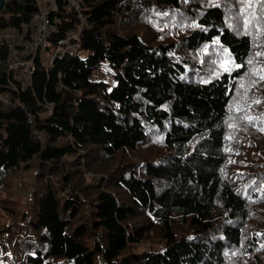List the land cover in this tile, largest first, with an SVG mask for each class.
Here are the masks:
<instances>
[{
    "label": "trees",
    "instance_id": "16d2710c",
    "mask_svg": "<svg viewBox=\"0 0 264 264\" xmlns=\"http://www.w3.org/2000/svg\"><path fill=\"white\" fill-rule=\"evenodd\" d=\"M81 2L26 85L0 11V264H264V0Z\"/></svg>",
    "mask_w": 264,
    "mask_h": 264
},
{
    "label": "built area",
    "instance_id": "2783aa9c",
    "mask_svg": "<svg viewBox=\"0 0 264 264\" xmlns=\"http://www.w3.org/2000/svg\"><path fill=\"white\" fill-rule=\"evenodd\" d=\"M38 10L32 15L30 23L22 24L19 30L18 41L11 36H5L8 44V66L13 72L14 78L26 85L32 80V75L36 69L37 59H41L45 64L50 65L57 56L67 52H77L80 48V35L84 24L86 23L85 14L82 11L83 4L81 0H62L66 7L73 8L77 11L79 17L78 26L70 29L66 35L58 38L54 50L50 57H46V52L50 50L51 36L57 29V24L51 18L50 13L58 8L60 0H36ZM48 3V5H44ZM28 82L25 84L24 79ZM12 87L16 88V83L11 82ZM0 97L8 100L6 94L0 93ZM52 109V105H49Z\"/></svg>",
    "mask_w": 264,
    "mask_h": 264
},
{
    "label": "rangeland",
    "instance_id": "374dc122",
    "mask_svg": "<svg viewBox=\"0 0 264 264\" xmlns=\"http://www.w3.org/2000/svg\"><path fill=\"white\" fill-rule=\"evenodd\" d=\"M18 34H19V30H18L17 28H14V27L6 28V29L3 31V37H4V38H5V36L8 35V36H11L12 38H14L16 41H18ZM1 40H2V39H1V37H0V42H1ZM53 50H54V46H52V47L50 48V50H48V51L46 52V57H47V58L50 57V56L52 55ZM79 53H80V55H82V56H85V54H86V52H85L84 50H81V49L79 50ZM101 68H102L101 76H103L104 78L110 80L111 83L114 84V81H113L111 75H110V74L107 72V70H106L107 65H106V64H105V65H102ZM96 76H97V75H96ZM24 81H25V84L28 82V80H27L26 78L24 79ZM6 205H8V204H6L5 201H1V203H0V217H1L5 212H7V209L5 208Z\"/></svg>",
    "mask_w": 264,
    "mask_h": 264
},
{
    "label": "snow or ice",
    "instance_id": "6c2138e0",
    "mask_svg": "<svg viewBox=\"0 0 264 264\" xmlns=\"http://www.w3.org/2000/svg\"><path fill=\"white\" fill-rule=\"evenodd\" d=\"M247 7H251V5H248ZM261 7H264V5H261ZM249 63H251V61H249ZM226 70H227V69H226ZM260 79L264 80V76H261ZM256 103H260V101H256ZM248 119L251 120V119H253V118L249 117ZM262 130H264V129H262Z\"/></svg>",
    "mask_w": 264,
    "mask_h": 264
},
{
    "label": "water",
    "instance_id": "95a60500",
    "mask_svg": "<svg viewBox=\"0 0 264 264\" xmlns=\"http://www.w3.org/2000/svg\"><path fill=\"white\" fill-rule=\"evenodd\" d=\"M6 0H0V11L5 6Z\"/></svg>",
    "mask_w": 264,
    "mask_h": 264
}]
</instances>
